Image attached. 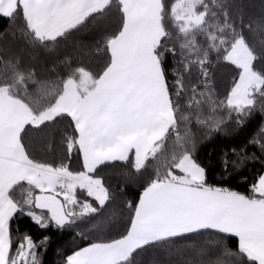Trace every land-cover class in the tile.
Here are the masks:
<instances>
[{"label":"snow or ice","instance_id":"1","mask_svg":"<svg viewBox=\"0 0 264 264\" xmlns=\"http://www.w3.org/2000/svg\"><path fill=\"white\" fill-rule=\"evenodd\" d=\"M230 7L226 0H175L170 9L164 0H0V17L22 18L29 43L48 53L90 24L117 22L97 49L105 58L96 71L72 67L65 57L60 63L68 66L66 77L47 80L19 62H4L0 264H42L37 249L48 237L37 243L24 234L13 249L17 214L40 229L58 230L99 214L112 194L96 173L111 162H125L143 178L138 200L127 202L131 214L117 237L77 249L65 264H136L138 250L205 233L219 237L215 243L223 245L224 256L264 264V172L249 185L250 195L210 184L191 131L193 122L209 134L219 131L233 116L242 124L258 100L264 112V72L254 67L264 54L249 45L242 27L237 30ZM221 61L239 75L226 97L216 100L210 69ZM57 118L69 121L71 134L63 137L67 157L75 153L82 170L72 171L63 161L41 162L29 151V136L46 133ZM259 134L264 136V126ZM249 143L264 152V142ZM169 149L170 159L160 164ZM228 165L225 154V173ZM18 186L26 192L22 201L14 195ZM78 189L90 199H79ZM228 238H236V251L223 244Z\"/></svg>","mask_w":264,"mask_h":264},{"label":"trees","instance_id":"2","mask_svg":"<svg viewBox=\"0 0 264 264\" xmlns=\"http://www.w3.org/2000/svg\"><path fill=\"white\" fill-rule=\"evenodd\" d=\"M164 2L170 9L175 0H164ZM226 2L231 5L229 11L237 30H241L242 27L249 45L258 55L264 54V0H226ZM105 24L107 27L104 26ZM116 27L117 22L114 18L102 21L100 26L90 24L75 33L66 43H61L55 53H48L29 43L22 18L10 20L0 17V72L5 70L4 62H19L22 68L33 70L41 79L56 80L58 76L67 75L68 66L60 63L65 57L70 59L72 67L83 64L96 71L102 66L105 58V54L97 50L98 47H103L104 33ZM54 67L55 71H53ZM254 67L264 72V59L255 61ZM238 75L239 70L235 66L223 61L214 63L210 69L209 83L213 99L223 100ZM262 126H264V112L260 110L259 100L251 115L245 117L242 124L237 123L233 116L231 120H225L219 131L209 134L207 128H202L193 122L191 131L195 142V156L207 169L210 184L251 194L249 185L255 181L259 173L264 172V152L249 141L257 139L264 142V136L259 134ZM71 131L67 118H57L46 133L34 132L26 143L33 157L41 162L58 165L63 161L69 164L70 170L79 171L82 170L80 160L75 153L71 160H68L66 144L63 140V137L71 134ZM184 131V127L181 126L180 134L183 135ZM232 149H245V151L236 155L231 152ZM225 154L229 160L227 173L222 166ZM253 154L257 159H251ZM241 156H246L248 159L241 161ZM170 157L171 149L161 157L159 163L163 164L164 160ZM232 161H235V164L231 163ZM152 172L154 169H149V173ZM96 175L103 178L112 194V199L99 214H93L85 222L63 230L54 227L40 229L27 215L17 214V218L11 222L13 249L23 239L24 234L31 235L37 243L48 237L47 243L37 249L42 264H65L66 257L77 249L101 238L117 237L124 230L131 214L126 204L128 201L138 200L144 180L125 162L103 165ZM23 187L28 186L23 183ZM35 194H38V190ZM14 195L22 201L26 192L18 186ZM77 195L81 200L90 199L79 189ZM218 239L219 237L212 233L174 238L163 245L138 250L135 254L136 264H214L217 259L222 260L224 264H247L246 259L237 260L234 257L224 256L223 245L217 246L215 243ZM223 244L236 251V238H228Z\"/></svg>","mask_w":264,"mask_h":264},{"label":"crops","instance_id":"3","mask_svg":"<svg viewBox=\"0 0 264 264\" xmlns=\"http://www.w3.org/2000/svg\"><path fill=\"white\" fill-rule=\"evenodd\" d=\"M72 254V253H71Z\"/></svg>","mask_w":264,"mask_h":264},{"label":"rangeland","instance_id":"4","mask_svg":"<svg viewBox=\"0 0 264 264\" xmlns=\"http://www.w3.org/2000/svg\"><path fill=\"white\" fill-rule=\"evenodd\" d=\"M238 79V78H237Z\"/></svg>","mask_w":264,"mask_h":264}]
</instances>
